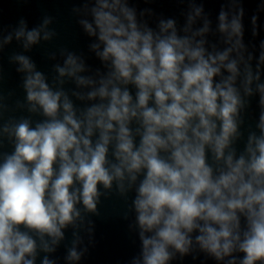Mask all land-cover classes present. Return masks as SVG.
Returning <instances> with one entry per match:
<instances>
[{
	"label": "clouds",
	"instance_id": "clouds-1",
	"mask_svg": "<svg viewBox=\"0 0 264 264\" xmlns=\"http://www.w3.org/2000/svg\"><path fill=\"white\" fill-rule=\"evenodd\" d=\"M133 2L87 0L90 18L78 23L99 68L62 47L50 80L14 54L25 98L13 107L0 67V264H81V229L95 244L82 213L99 216L112 195L127 205L125 220L134 214L132 264L177 254L264 264V0L247 26L244 0H223L215 26L196 0H173L190 9L183 24L155 27L154 9ZM52 20L29 28L21 17L7 34L0 20V50L50 42ZM249 28L258 45L245 42ZM254 97L255 130L245 135L241 111Z\"/></svg>",
	"mask_w": 264,
	"mask_h": 264
}]
</instances>
